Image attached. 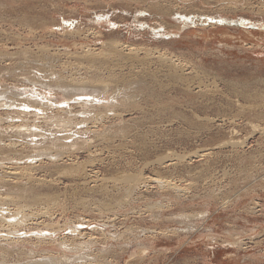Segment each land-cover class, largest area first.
Wrapping results in <instances>:
<instances>
[{"label":"rangeland","instance_id":"374dc122","mask_svg":"<svg viewBox=\"0 0 264 264\" xmlns=\"http://www.w3.org/2000/svg\"><path fill=\"white\" fill-rule=\"evenodd\" d=\"M44 73L112 108L77 148L0 159V207L51 235L0 263L264 264V0H0V88Z\"/></svg>","mask_w":264,"mask_h":264},{"label":"bare ground","instance_id":"6f19581e","mask_svg":"<svg viewBox=\"0 0 264 264\" xmlns=\"http://www.w3.org/2000/svg\"><path fill=\"white\" fill-rule=\"evenodd\" d=\"M47 75L44 73L43 76H41V74H39L38 76L34 75L32 77H25V78H23L27 82V84L26 85H21L22 86V89H19L21 86L20 87L19 86L18 87H15V85L12 86V88H9V89H1L0 88V115L5 116L6 119H9V121H8V123H9L8 126L9 127L8 128L9 129H13L12 127H14L16 129L15 130V132H16V135L15 136L17 138L21 139L19 142L16 141V143L14 141L13 142L12 141H8L9 143H5L4 139L0 138V155L2 156V157H0V159L7 160V157L11 156L13 153H14L13 155H15L16 152H17V147H21L22 149H24V147H27L28 150H31L34 154H36L35 156H33L34 158L40 157V156H44V157L45 156H49V157L50 156H52V157L53 156H58V155L64 153L65 151H68V150H70V149H72L74 147L77 148V146H80L83 143L81 137L84 134L83 130L84 129L87 130V123L90 120L94 119L95 117L97 118V117H99L101 115H105V114H102V112H105L106 113V111H108V110H110L112 108L111 104L108 101V96L106 98V97H103L102 95L100 96L99 95L100 92H97L98 94L94 93L97 89H99L98 88V86H100L99 83H98L99 85H97V87H96V85L95 86H88L87 85L85 88L83 87V89H79V88H73L72 89L71 87H73L74 84L73 85L72 84L69 85L66 82L64 83L62 81H57L58 79L55 80V81H52L50 77L53 76V75H51V74L48 75V76ZM108 84L111 85V83H108ZM103 86H105V85H103ZM56 90L63 91V92H65L66 95H61L60 94V96H59V94H57L55 92ZM112 105H114V104L112 103ZM76 109H78V110H76ZM101 110H103V111L100 112ZM77 115H80V117H78ZM0 121L2 122L4 120H2V118L0 117ZM49 123L54 124L55 127L58 128V129L55 130V131L54 130L53 131L52 130H48L46 126L50 125ZM0 125H1V123H0ZM1 127H3V125ZM6 128H7V125H6ZM67 128H69V129H67ZM69 132H71V134H69ZM61 133H64V134H61ZM25 139H28V140L25 141ZM67 140H69V141H67ZM19 156H20V154H19ZM17 158H19V157H17ZM10 159H11V157H10ZM30 159L32 160V157H30V156L29 157H26V160H30ZM50 160H53V159L50 158ZM30 166H32V165H30ZM130 180L131 179H128L129 182H130ZM0 194H1V191H0ZM8 198H9V196H6V198H4L2 200L7 201V200H9ZM12 201H14V200H12ZM5 204L6 203L0 202V205L1 206H4ZM19 215H21V216L19 217ZM24 217L25 216L19 210H15L14 213L13 212L10 213V210L9 209H7V208L3 209V207H0V240H3L2 238H4V239L7 238L8 240L9 239H12L13 241H15V240H19L20 241V239H23L24 240L26 236H27L26 237L27 239L32 238L34 236L36 239L40 240V238H41L40 236H42V233H44L45 235H47V236H45L43 238H49V236H51L49 234V232H43V230L37 231V233H35L34 235H29L28 229H27V232L24 231V230L22 232L21 229H19V228L22 226V224L24 222ZM23 227H24V224H23ZM22 229H24V228H22ZM72 229H74V230H72ZM72 229H71V232L70 233L73 234V233H76V230L78 228L77 227L76 228L75 227L74 228L72 227ZM40 231H42V232H40ZM45 231H48V230H45ZM142 231H144V230H142ZM46 233H48V234H46ZM154 233H156V232H154ZM75 235H77V234H75ZM79 236H81V234ZM79 236L77 235V237H79ZM77 237H76V239H77ZM69 238H70V236H69ZM63 239H64V236H63ZM71 239H72V236H71ZM71 239H70V241H71ZM76 239H74V240H76ZM24 241H22V242H24ZM33 241H31V242H33ZM49 241H51V239ZM66 241H67V239H66ZM90 241H91V239H90ZM3 242H5V241H3ZM10 243H12V242H10ZM14 243H16V241ZM39 243H40V241H39ZM86 244H87V242H86ZM62 245H64V244H62ZM62 245H59V246H62ZM67 245H69L70 248L73 249V247H71V245L69 243ZM59 246H58V248H59ZM74 246H76V245H74ZM57 250H59V249H57ZM62 250H61V252H62ZM3 251H4V249H2V251H0V252L3 253ZM9 251H11V249ZM3 254H5V252ZM46 254H44V255H46ZM7 255H4V256H7ZM62 256H63V254H62ZM79 256L81 257V255H79ZM33 257L34 256H32V258ZM47 257H48V259H46V261L48 263L59 264V262L61 261V260L60 261L59 260H52L51 258H49V257H53V255L47 256ZM3 260H4V258H3ZM63 260H65V259L63 258ZM39 261L41 262V260H39ZM5 262H6V260H5ZM0 264H4V263L1 262ZM6 264H7V262H6Z\"/></svg>","mask_w":264,"mask_h":264}]
</instances>
